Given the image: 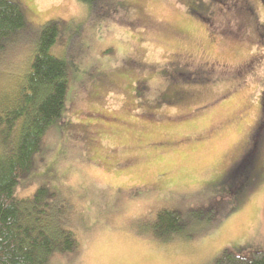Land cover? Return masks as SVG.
I'll return each mask as SVG.
<instances>
[{
    "label": "rangeland",
    "instance_id": "rangeland-1",
    "mask_svg": "<svg viewBox=\"0 0 264 264\" xmlns=\"http://www.w3.org/2000/svg\"><path fill=\"white\" fill-rule=\"evenodd\" d=\"M11 1L28 28L0 63V111L48 21L58 27L49 52L67 65L65 114L13 190L19 200L46 188L75 235L77 248L47 264L264 252V0L247 11L235 0ZM1 129L0 153L11 146ZM245 149L257 150L252 180L235 165ZM166 210L179 216L174 231L157 227Z\"/></svg>",
    "mask_w": 264,
    "mask_h": 264
},
{
    "label": "trees",
    "instance_id": "trees-1",
    "mask_svg": "<svg viewBox=\"0 0 264 264\" xmlns=\"http://www.w3.org/2000/svg\"><path fill=\"white\" fill-rule=\"evenodd\" d=\"M77 1L91 4L97 0ZM27 28L20 6L11 0H0V63L8 46L21 42ZM57 35L55 22L42 26L31 63L22 72L23 81L16 86L18 95L0 111V125L4 128L1 136L11 143L0 153V264H47L54 255L77 248L73 231L57 214L49 201L52 194L46 188H39L25 199L16 200L13 195L18 180L30 171L45 132L65 114L67 65L49 52ZM263 41L264 38L259 42ZM253 157L254 162L258 156ZM253 162L252 167L249 162L238 166L237 172H251L250 180L261 176L256 170L258 163ZM218 186L220 183H216ZM156 223L164 230L174 231L180 226L178 214L167 210L158 213ZM216 264H264V252H255L250 258L227 252Z\"/></svg>",
    "mask_w": 264,
    "mask_h": 264
},
{
    "label": "flooded vegetation",
    "instance_id": "flooded-vegetation-1",
    "mask_svg": "<svg viewBox=\"0 0 264 264\" xmlns=\"http://www.w3.org/2000/svg\"><path fill=\"white\" fill-rule=\"evenodd\" d=\"M240 2H241V6H243V10L244 11H247V10H251V7H250V4H249V1L248 0H235L234 1V6H230V7H235L237 4H240ZM226 5V4H225ZM240 6V7H241ZM197 13H200L197 9L195 10ZM252 16V15H251ZM261 27H263V26H260L259 24H256V29H258V28H261ZM262 33H264V27H263V29H260V32H258L257 31V42H259V41H261L262 40V38H264V34H262ZM236 114H238V113H236ZM85 131V130H84ZM251 140H253L254 141V136L252 135V138H251ZM255 145V144H254ZM254 145L252 144V146H253V148H254ZM257 153V150H255V149H253V150H250V149H245L244 151H243V155H241V159L240 160H238L236 163H235V165L237 164V166H240V165H242V164H245V163H247V162H253V156L255 155ZM243 159V160H242ZM231 171L232 170H230V171H228V172H226V171H224L223 172V174L225 173V176L227 177V176H230L231 175Z\"/></svg>",
    "mask_w": 264,
    "mask_h": 264
}]
</instances>
